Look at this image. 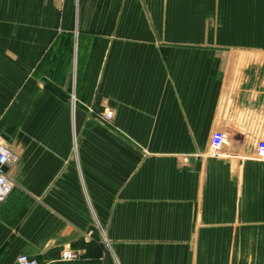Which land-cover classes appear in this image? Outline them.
<instances>
[{"label": "crops", "instance_id": "0c3cea01", "mask_svg": "<svg viewBox=\"0 0 264 264\" xmlns=\"http://www.w3.org/2000/svg\"><path fill=\"white\" fill-rule=\"evenodd\" d=\"M103 63L122 150L114 135L99 149L87 114ZM261 124L264 0H0V141L15 158L0 264H97L105 239L108 255L138 239L140 264H196L200 232L207 264H233L222 252L243 231L197 230L194 200L159 197L190 189L213 130L238 142Z\"/></svg>", "mask_w": 264, "mask_h": 264}, {"label": "rangeland", "instance_id": "374dc122", "mask_svg": "<svg viewBox=\"0 0 264 264\" xmlns=\"http://www.w3.org/2000/svg\"><path fill=\"white\" fill-rule=\"evenodd\" d=\"M114 35L116 38H123V32L116 31ZM106 70L107 63L101 64V77L96 89V101L93 106H87V114L89 119L93 118L94 122L98 124L99 149L107 150L109 142L111 143L109 138L114 135L117 141L115 148L122 150L124 128L117 124L118 106L113 104L108 94ZM71 98L74 103L78 100L74 93ZM89 129L91 130V128ZM216 130L225 132L227 139L223 146L214 152L210 148V139ZM216 130H213L208 146L201 152L206 157L199 163L194 177L190 180V189H175L168 192L164 190V196L159 198L165 201L177 197L194 200L193 213L208 218L207 223L197 224V230L206 228L207 230L244 232L243 238L236 239L235 249L228 247L224 250L226 253L222 252L224 255L234 258L233 264H264V126L261 124L260 136H254L253 139H251L252 136L247 135V133L250 134L252 128L244 126L242 128L244 133L240 134L241 136H236L238 142L225 130L220 128ZM91 145L90 141L84 149H92ZM93 146L95 147V143ZM7 149L9 148L7 147ZM185 185L187 186V184ZM154 198L156 197L153 196ZM225 217L232 218L231 220L237 218L238 221L223 222L222 218ZM133 218L138 222V218ZM137 222L130 225L133 232H137L139 229ZM198 234L200 235L195 240L196 264H207V241L209 238L207 239V234L203 232ZM129 241L130 247L125 248L117 243V253L108 255L106 250L113 251L114 242L103 240L102 245L105 248V253L101 254L94 262L102 264L107 262V258H110L112 264H140L139 240L130 239ZM220 250L222 251V249ZM80 261L87 260H84L83 256L79 254L77 259L68 262ZM18 264L20 263L18 262Z\"/></svg>", "mask_w": 264, "mask_h": 264}, {"label": "built area", "instance_id": "2783aa9c", "mask_svg": "<svg viewBox=\"0 0 264 264\" xmlns=\"http://www.w3.org/2000/svg\"><path fill=\"white\" fill-rule=\"evenodd\" d=\"M227 136L225 132L221 130H216L212 133L210 139V148L216 152L218 151L223 144L226 142ZM13 153L7 149V147L0 142V203L4 201L6 194L9 191L10 183L8 176L5 170L2 169L6 164L14 161ZM79 257V253L76 250H64L62 253L63 260H75ZM18 262L20 264H40L38 260L34 257H31L27 254H21L18 257Z\"/></svg>", "mask_w": 264, "mask_h": 264}, {"label": "water", "instance_id": "95a60500", "mask_svg": "<svg viewBox=\"0 0 264 264\" xmlns=\"http://www.w3.org/2000/svg\"><path fill=\"white\" fill-rule=\"evenodd\" d=\"M2 169L5 170L6 169L5 166H3Z\"/></svg>", "mask_w": 264, "mask_h": 264}]
</instances>
